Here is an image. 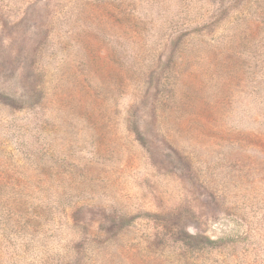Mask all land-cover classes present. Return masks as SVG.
<instances>
[{"label": "rangeland", "instance_id": "obj_1", "mask_svg": "<svg viewBox=\"0 0 264 264\" xmlns=\"http://www.w3.org/2000/svg\"><path fill=\"white\" fill-rule=\"evenodd\" d=\"M0 264H264V0H0Z\"/></svg>", "mask_w": 264, "mask_h": 264}]
</instances>
